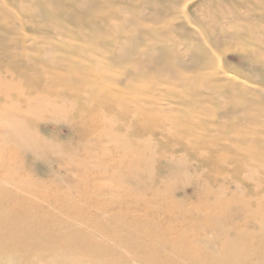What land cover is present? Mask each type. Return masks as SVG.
<instances>
[{"label": "rangeland", "instance_id": "rangeland-1", "mask_svg": "<svg viewBox=\"0 0 264 264\" xmlns=\"http://www.w3.org/2000/svg\"><path fill=\"white\" fill-rule=\"evenodd\" d=\"M83 2L0 0V184L22 189L0 229L19 220L31 235L60 233L12 253L22 264H125L131 245L156 238L137 234L138 217H168L151 210L159 193L178 212L171 224L264 264V81L241 62L264 57V0Z\"/></svg>", "mask_w": 264, "mask_h": 264}, {"label": "bare ground", "instance_id": "bare-ground-1", "mask_svg": "<svg viewBox=\"0 0 264 264\" xmlns=\"http://www.w3.org/2000/svg\"><path fill=\"white\" fill-rule=\"evenodd\" d=\"M83 1L84 2L82 4V6H84V7L89 6L88 2H85V0H83ZM152 3H153V0H152ZM37 14H39L38 11H37ZM39 17H41V16H39ZM123 17H124V15H123ZM128 18L129 17L127 16L126 19H128ZM127 21L125 20L124 22L126 23ZM129 22H130V20H129ZM128 23H127V25H128ZM130 24L133 25V22H131ZM119 28L117 27V32H118ZM113 30H116V28H114ZM115 34H117L116 31H115ZM222 38L223 37H216L215 40H216V42H218V41L220 42V40ZM2 39L3 38H0V40H2ZM134 39L136 42L137 41L136 38H134ZM132 40L133 39H131V41ZM0 43H2V42H0ZM127 46L128 45L122 46V48L123 47L126 48ZM129 46L127 47V49H124L125 51H122V53H126V55H127L129 53V51H131V49H128V48H130ZM119 54H120V51H119ZM153 54L154 55H151V58L149 60L152 62L154 61L155 63L159 62L160 57H158L159 53L156 49L153 50ZM122 57H125V54H121L118 59L120 60V58L122 59ZM140 59L142 60V57L139 58L138 61H140ZM115 60H117V59H115ZM115 60H114V62H115ZM122 60H120V61H122ZM180 60H184V59H180ZM120 61H118V62H120ZM185 62L186 61H183V64H182L183 66H184ZM241 62H242V65L246 69H249L256 76V78H260L262 81H264V57L263 56L257 57L253 54H246V55L241 56ZM180 63H182V62H180ZM138 64H141V62L140 63L138 62ZM144 65H145L144 69L149 67V65L151 66V64H148V65H146V64L142 65L141 64V66H144ZM197 65H199V64H197L195 62L188 63V64L185 63V66H197ZM135 67H136L135 69H139L140 65H139V67L137 65ZM164 67H167V66H164ZM147 69H149V68H147ZM155 69L157 71L159 70V72H158L159 74L161 73V75H165V74H162V72H160V71H162V69H165V68H163V66H162V68H159V67L156 68V66H155L153 70L155 71ZM141 70H143V69L141 68ZM134 71H136L135 73L138 72L137 70L130 71L126 76L127 80H125V82L130 81L132 79L131 77L134 75ZM171 71H170V73L168 71L167 72L164 71V72L166 74H168V76L171 79L173 78V79H176L179 81V76L176 73L171 72ZM141 74H142V72H141ZM155 75H157L156 72H155ZM142 77H143V75H142ZM169 77L166 76V78H169ZM180 81H183V80H180ZM153 82H155V80ZM184 82L186 83L185 80H184ZM188 82H190V81L188 80ZM189 86H192V85H189ZM200 86H203L204 90L206 92L218 96L217 92L214 89H212L209 85L200 84ZM148 88H151V87H148ZM95 90H97V89H95ZM13 187H7L3 184L2 185L0 184V197H4V200L0 201V212H2V213H0V215L5 213V212L3 213V211L6 210L5 204L10 202V198L14 197L15 195H18L19 191H22V189H19L18 193L17 192L15 193L12 191ZM156 193H158V191H156ZM25 194L28 195L27 193H25ZM31 194H33V193H31ZM20 195H21V193H20ZM29 196L34 198V196H32V195H29ZM154 196H156V198H154V199H156L158 201V203H157L158 205H155L154 208H152L151 210L153 212H156V213L160 212V211H164L165 213L168 214V217H166V219L162 218L161 216L156 217V219H158L160 221L159 223H157L155 220H153V218H151L149 216V214H153V213L147 214L148 211H145V213L142 217H140V218L138 217V222L140 223V226H139L140 228L137 227V229L139 228V230H142L143 232L137 231L138 232L137 234L141 237H146L145 232H147L149 229L150 230L149 234H152V233L155 234L156 238H154V240H152V241H150V240L148 242L145 241L144 244H142V245H137V244L131 245V246H133L131 248V250H129L128 252L126 251L127 257H125V260H124L125 264H128L129 262H135L136 264H247L246 259H248V256H245L244 261L241 263L239 261V259H243V258H241V256H242L241 254L236 253L234 251L229 252V249H230L231 245H233V244L225 241L224 245L220 246L218 242L221 238L219 236H216V237L214 235L211 236L212 231H210V230L195 231L194 230L191 234H188V227H184V226L178 227V226H176L175 223L171 224L170 221L173 219L174 213H178L175 210V206L172 205V200L168 199V201L165 202V200H163L164 199L163 196L159 193L154 195ZM22 199L27 201V199H24V198H22ZM145 200H146V197H143L139 201L140 208L143 205H148V203H146ZM123 203H125L124 200L109 199L106 201L105 205L107 206V208H108V205H111L112 207L119 205L121 207L123 205ZM106 206L101 205L102 208H106ZM34 208H37L42 213V215H43L42 217H45L47 221L51 222V220L54 219L53 216L43 213L42 207H38L36 205V207H34ZM191 210L193 211V215H194L196 212L194 207H192ZM37 214L39 215L38 212L36 213V215ZM0 218L2 219L3 222H6V220H7L5 217L3 218L2 216ZM97 220L100 221L101 219H97ZM77 221H78V219H77ZM62 222H63V225L65 224V226H67V227H70V225H71L70 221L64 220ZM41 223H43V222H41ZM74 223H76V222H74ZM125 223L128 224L127 222H121V224H123V225H126ZM11 224H12V229H8L5 233L2 232L4 230L0 229V251H1L0 252V264H14L15 262L17 264H22L19 260L20 258H18L19 256H16L12 252H14V251L18 252L19 251L21 253H25V252L29 251L30 248H32V247L41 246L43 241H45L46 243H48L50 241L53 242L55 240H59L58 237H60V236H58L60 234L58 230L57 231L51 230V232H50V231H44V230L39 229V231H37V234L31 235L30 229L25 228V227H28L27 224L24 226L23 222H19V220H12ZM36 224L42 225L38 222ZM17 226H20V228L19 227L16 228ZM122 227H124V226H122ZM178 228H180V229L176 230ZM121 229H123V228H121ZM257 229H260V227H258ZM73 233H76V232H73ZM77 234H79V233H77ZM169 236L175 237L177 240L176 241L175 240H168L170 238ZM186 240H188V242H184ZM200 244H202V245H200ZM149 245L153 246V250L151 252L148 251V254H147L146 251H147V248ZM233 248H234V245H233ZM158 250L163 251L162 254H159ZM8 253H12L13 256H6V255H9ZM139 253H143V256H145V257H143V256L138 257L137 255ZM4 258H5V260H3ZM249 264H251V263L249 262Z\"/></svg>", "mask_w": 264, "mask_h": 264}]
</instances>
